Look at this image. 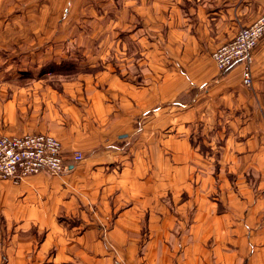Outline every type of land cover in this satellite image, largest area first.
<instances>
[{
	"label": "crops",
	"instance_id": "1",
	"mask_svg": "<svg viewBox=\"0 0 264 264\" xmlns=\"http://www.w3.org/2000/svg\"><path fill=\"white\" fill-rule=\"evenodd\" d=\"M10 2L18 6L24 0L0 5ZM128 5H123L130 12L127 37L140 52V74L95 80L107 90L87 80L64 83L60 91L42 80L16 88L26 102L24 124L12 134L13 129L0 131V137L51 134L62 142L71 169L19 184L0 180V264H264V37L254 53L252 92L244 90L240 66L220 75L211 58L260 17L264 0H140L139 5L129 0ZM125 45L119 39L117 50H131ZM169 66L179 70L173 80ZM155 67L161 68L158 75L152 74ZM186 89L197 93L191 101L172 102L178 118L170 125L168 101ZM197 117L205 131L220 126L229 132L225 161L232 165L225 169L232 182L225 179L221 187L223 211L196 220L179 236L185 223L164 199L170 176L168 157H161L163 148L189 147L179 133ZM138 131L142 141L125 153ZM138 145L147 160L156 152V169L149 164L144 170ZM77 151L86 159L73 163ZM147 174L153 188L140 182ZM206 177L213 179L211 172ZM137 195L144 196V205L137 206ZM92 210L115 218H92ZM139 211L148 214L144 234ZM59 212L69 219L60 221Z\"/></svg>",
	"mask_w": 264,
	"mask_h": 264
},
{
	"label": "rangeland",
	"instance_id": "2",
	"mask_svg": "<svg viewBox=\"0 0 264 264\" xmlns=\"http://www.w3.org/2000/svg\"><path fill=\"white\" fill-rule=\"evenodd\" d=\"M30 1L19 2L18 6L12 2L0 5V131L13 129L11 134L17 132V128L24 124L22 111L25 110L26 102L16 92V88L20 86H26L33 80H42L60 91L64 83L77 81L85 85L88 81L99 90L103 88L107 90L106 83L97 84L96 81L102 80L100 77H122L123 75L127 77L140 74L144 70V66H138L136 61L140 52L135 50L127 37L128 29L126 28H130L128 19L130 12L123 5L129 7V0ZM136 3L139 5L140 0H136ZM139 21L138 25H141ZM119 39L126 43L127 48L131 46V50L118 51ZM129 59L132 60L129 61ZM155 70L160 73L161 68L155 67L152 70L153 75H158ZM168 70L170 80L175 79L179 70L171 66ZM226 73L228 71L219 72L220 75ZM243 86L246 91H254V83L251 87H247L243 80ZM187 90L180 93L176 99L168 101L170 125L178 118H176L172 102L191 101L192 96L197 93L196 89ZM192 122L186 124L187 132L179 133L186 136L189 147L163 148V157H161L163 159L168 157L170 176L168 193L164 195V199L168 203L170 213L185 223L183 231L178 233L179 236L188 234L192 223H198L196 220L206 216L214 218L216 212L223 211L225 206L221 187H224L225 179L232 182V178L225 169V166L232 165L225 161L226 138L229 132L220 126H217V129L214 127L210 131L208 129L205 131L201 125L204 121L199 120L198 117L196 120L192 119ZM137 128L140 129L139 121ZM140 133L138 131L133 136L132 143L124 148L125 153L130 152L133 144L142 141L143 134ZM172 133L176 134L177 131L174 130ZM144 149L143 146H136L137 155L144 164V170L149 169V164L156 169L158 164L155 163L159 162L154 160L155 157L157 158L156 152L149 155L150 163ZM152 149L155 150V148ZM177 155L182 156L181 159H177ZM84 159H86L85 156ZM153 168L150 169V173L151 171L154 173ZM210 172L213 179L211 178L212 181L208 182L206 174ZM143 173L144 171L141 172ZM149 175L146 176L147 180L146 178L138 179V182L140 180L153 188L154 184L152 185ZM143 197L136 196L137 206L144 205ZM146 204L150 203L146 202ZM139 213L144 234L148 214L142 211ZM89 214L95 219L115 218L112 212L103 216L101 212L97 214L95 210H92ZM57 217L62 222L69 219L64 212H59ZM2 220L3 216L0 213V230ZM31 233L39 234L36 229H32Z\"/></svg>",
	"mask_w": 264,
	"mask_h": 264
},
{
	"label": "built area",
	"instance_id": "3",
	"mask_svg": "<svg viewBox=\"0 0 264 264\" xmlns=\"http://www.w3.org/2000/svg\"><path fill=\"white\" fill-rule=\"evenodd\" d=\"M263 37L264 12L253 24L242 28L233 40L214 51L212 60L220 72L240 66L244 84L251 87L254 83V53ZM71 160L73 163L82 162L83 153L74 152ZM70 169L61 141L51 134L26 133L0 138V180L19 184L31 176H61Z\"/></svg>",
	"mask_w": 264,
	"mask_h": 264
}]
</instances>
